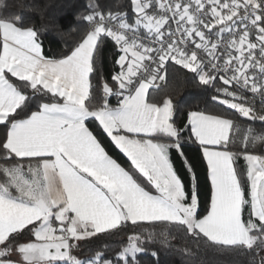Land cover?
<instances>
[{"label":"snow or ice","instance_id":"6c2138e0","mask_svg":"<svg viewBox=\"0 0 264 264\" xmlns=\"http://www.w3.org/2000/svg\"><path fill=\"white\" fill-rule=\"evenodd\" d=\"M13 7L0 0V264H142L145 254L161 264L177 234L192 259L240 251L264 264V0H128L117 11L88 0L66 18L85 27L59 55ZM173 71L193 74L204 108L185 113L161 94ZM129 225L152 230L115 250L97 243Z\"/></svg>","mask_w":264,"mask_h":264},{"label":"trees","instance_id":"16d2710c","mask_svg":"<svg viewBox=\"0 0 264 264\" xmlns=\"http://www.w3.org/2000/svg\"><path fill=\"white\" fill-rule=\"evenodd\" d=\"M107 10L117 11L124 9L128 0H100ZM14 7L12 12L30 19L33 23L45 32L46 47L51 49L52 54L59 55L71 48L79 39V36L85 27L79 21H74L71 29L66 18L71 14L73 17L84 11V5L88 0H12ZM114 49L109 44L105 52V75L112 69ZM161 94L172 95L175 101L185 109L199 106L204 108L205 97L201 93V89L196 86L194 76L187 71H173L166 83L160 85ZM115 103V99L112 101ZM210 107V106H209ZM210 110L222 111V108ZM184 120V114L181 115V121ZM110 152L114 154L121 163L127 164V160L121 153L116 150L106 137H104ZM239 147V145H237ZM235 150V149H234ZM256 151H260L257 146ZM186 155L190 157L195 165V170L198 176L199 195L203 207L207 206L210 200V180L207 172V165L202 157L201 151L197 146L193 145L185 149ZM176 166L184 172L185 180L188 179L186 170H183L182 162L177 159ZM239 170L246 173V163L241 159L239 162ZM149 227L140 228L129 225L124 231L118 232L115 235L104 236L98 244H106L109 248L115 250L120 247L126 238L134 232L150 231ZM26 237L22 238L25 239ZM173 247L169 249L161 248L160 262L161 264H257L260 257L253 256L250 252H222L215 250H204L195 259L187 257L183 254L182 249L185 246V241L177 234V239L172 242ZM150 248H158L159 244L150 245ZM261 255H264L262 253ZM142 264H151V257L145 254L142 258Z\"/></svg>","mask_w":264,"mask_h":264}]
</instances>
